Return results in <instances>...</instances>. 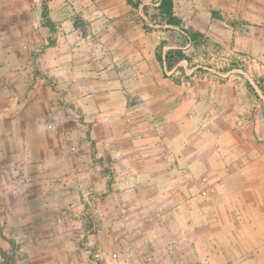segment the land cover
I'll use <instances>...</instances> for the list:
<instances>
[{
    "label": "rangeland",
    "instance_id": "rangeland-1",
    "mask_svg": "<svg viewBox=\"0 0 264 264\" xmlns=\"http://www.w3.org/2000/svg\"><path fill=\"white\" fill-rule=\"evenodd\" d=\"M132 2V18L155 35L154 41L144 36L143 45L154 51L161 82L145 63L135 85L108 86L107 93L123 96L132 113L108 117L101 129L99 117L81 107L94 101H76L99 96V86L80 91L86 86L64 82L79 74L76 53L84 56L94 48L108 53L111 43L92 36L76 17L80 34L64 43L65 53H57L56 23L53 31L47 26L52 35L38 31L36 8L44 0H0V264L3 248L7 264H229L236 247L226 244L218 251L214 244L220 218L228 220L220 193L228 188L213 159L225 162V175L248 172L263 184V196L264 95L257 80L264 77V43L241 39L250 51L234 43L185 48L173 36L181 31L155 17L159 0ZM162 42L164 52L183 47L193 63L183 61L166 76L157 59ZM155 96L176 98L163 105L172 110L167 118L153 116ZM134 123L141 137L152 136L150 143L170 123L159 142L183 148L193 166L182 172L188 175H171L183 156H167L157 147L158 156L145 151L144 161L158 157L168 165L156 177L149 169L134 178L135 154L119 150L120 143H132ZM200 158L201 173L195 166ZM248 260L237 264H251Z\"/></svg>",
    "mask_w": 264,
    "mask_h": 264
},
{
    "label": "crops",
    "instance_id": "crops-1",
    "mask_svg": "<svg viewBox=\"0 0 264 264\" xmlns=\"http://www.w3.org/2000/svg\"><path fill=\"white\" fill-rule=\"evenodd\" d=\"M174 2L175 12L183 19L185 26L204 33L210 43L209 47L221 43L225 46L234 43L236 49L250 51L248 50L249 48H243L241 39L247 38L253 44L256 41L261 44L264 43V0H174ZM131 11L132 4L129 0L49 1L50 17L57 26L55 33L53 32L57 37L56 47H54L57 53H65L66 44L64 45V43H69L70 39L80 34L82 29L74 23L76 17H78V21L82 19L86 23L92 36L105 37L111 43L108 47V53L106 50H100V48H94L93 51H88V54L84 56H81V53H76L75 55L78 57L75 61L78 62L76 71L79 74L77 73L78 76L74 79L71 77L64 82V84H71L72 86L85 85L86 88L83 87L80 91L84 89L88 91L93 86H99L97 90L102 91L99 96L94 98L89 96L82 97L76 99V101L79 102L81 100L82 103H86L89 100L94 101L93 104L81 105V107L89 115L100 118H98L97 123L101 125V129L106 128H103V126L108 124L109 118L118 120L130 109V107L126 108L123 96H117L114 99L115 96L112 95L111 97L109 92L107 93L106 89L108 86H119L127 83L135 85L140 81L139 72L145 63L154 71L155 76L159 74L154 51L152 52L151 48L146 49V46L143 45L144 36L154 41L155 35L146 34L142 30L140 23L132 18ZM36 16H38V31L46 33V36L52 35L48 27L44 25L43 7L42 9L36 8ZM231 20L243 21L245 24L240 27L239 25L234 26L230 23ZM245 27H247V30ZM174 32L173 36L184 42L185 48L192 46L182 32L180 33L176 30ZM61 38H64V40L61 41ZM80 75L82 78H78ZM60 79L63 78L61 77ZM156 79L161 82L158 76ZM153 83L157 84L155 80ZM155 97V99H151V102H154L153 116L159 118L165 116L167 118L172 110L171 108L165 109L163 105L169 107L171 102L177 101L176 98L174 96H168L165 99H162L161 96ZM94 112L96 113L93 114ZM132 120L133 118L129 121ZM169 124L161 126L160 135L158 134V137H155L156 140L151 141V143L148 140L152 136L148 138V135L144 133L141 137L142 134L136 132L137 124L134 123L133 126H129L131 131L129 132V137L133 141L129 146L126 145L127 143H120L119 150H122V152L130 150L135 154L131 163L133 166V172L131 173L137 176L134 178L139 179L144 173L147 174L146 171H150L149 169L156 170L153 173L155 174L154 177H156L160 167L168 165L166 162L163 163L159 160L158 157L155 160L152 157L149 161H144L145 157L141 155H145V151L153 156H158L159 152L156 153L157 147L161 148L160 150L162 151L165 149L164 151L167 152L164 153L167 156H172L173 153L175 155L180 153L183 156V158H179L180 162L178 165L175 162V169L170 167L169 173L171 175L187 172V169L193 168L186 158L188 154L183 151L182 147L178 149L176 143L170 142L172 145L165 143L164 141H167L165 139L159 142V138L161 136L163 138L161 131L169 127ZM168 130L166 129L165 131ZM197 149H199V146ZM196 154L199 155L201 152L197 151ZM119 155H122L121 152ZM167 160L168 163L171 161L170 158H167ZM124 161L122 160L121 163L125 164ZM121 163L116 159L117 165ZM149 165H151V168H149ZM195 166L198 172L201 173L204 167L201 158L196 161ZM213 166L214 168L218 167V178L225 180L228 188L226 192H220H224L221 197L224 198V203L227 207L224 213L228 220L223 221L220 218L219 233L214 236V244L220 247L218 251H222V245L226 244L236 247L232 258L229 257V264H237L238 261L247 257L249 258L248 261L252 262L251 264H264V190L261 198L259 194L263 184H259L257 180L254 182L248 172L243 174L233 172L225 175L222 170L225 162L223 163L221 160L218 162L213 159ZM181 175L187 176L188 174L182 173ZM234 175H236L239 186H234L233 184ZM218 213L220 215L219 211ZM237 214L241 215L237 216ZM243 228H245L244 231ZM224 230H227V232H224ZM245 231L251 234L244 236L243 233ZM241 244H244V246H241ZM3 250L5 249L3 248ZM243 253L245 255L241 257ZM2 257L3 263L5 257L3 255Z\"/></svg>",
    "mask_w": 264,
    "mask_h": 264
},
{
    "label": "trees",
    "instance_id": "trees-1",
    "mask_svg": "<svg viewBox=\"0 0 264 264\" xmlns=\"http://www.w3.org/2000/svg\"><path fill=\"white\" fill-rule=\"evenodd\" d=\"M130 2H132V0H130ZM155 10L157 12V15L155 17L161 19L160 25L178 28L184 34L187 41L196 49L209 48L210 43L206 35L201 31L187 28L184 24L183 19L176 14L174 0H159V3L155 7ZM43 18L45 25L50 27V29L53 31L55 29V24L50 17L48 0H44ZM163 43L164 42H162V44L158 47L157 59L161 63L166 76H168V73L175 69V67L183 61H186L189 65L193 63L194 57L189 55L183 47H171L166 52H164L163 50H161V48L165 45H163ZM216 46L218 47L219 45L216 44ZM201 65L205 66L206 64ZM195 66L197 65L195 64ZM206 66L212 67L211 64ZM257 85L264 95V77H261L257 80ZM249 86L253 88L250 82ZM253 91L258 95L257 91L254 88ZM1 253L5 257V251L1 250ZM2 264L7 263L3 262Z\"/></svg>",
    "mask_w": 264,
    "mask_h": 264
}]
</instances>
